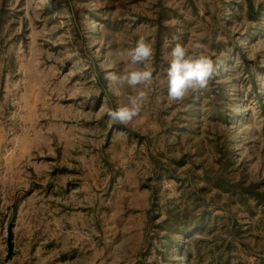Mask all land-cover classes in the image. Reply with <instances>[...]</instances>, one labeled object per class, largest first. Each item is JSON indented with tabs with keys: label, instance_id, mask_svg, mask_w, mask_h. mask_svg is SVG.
Returning <instances> with one entry per match:
<instances>
[{
	"label": "rangeland",
	"instance_id": "1",
	"mask_svg": "<svg viewBox=\"0 0 264 264\" xmlns=\"http://www.w3.org/2000/svg\"><path fill=\"white\" fill-rule=\"evenodd\" d=\"M141 36L120 124L105 73ZM176 43L219 72L168 102ZM0 264H264V0H0Z\"/></svg>",
	"mask_w": 264,
	"mask_h": 264
},
{
	"label": "clouds",
	"instance_id": "2",
	"mask_svg": "<svg viewBox=\"0 0 264 264\" xmlns=\"http://www.w3.org/2000/svg\"><path fill=\"white\" fill-rule=\"evenodd\" d=\"M203 47L197 43L190 51L180 43L171 46L166 76L163 78L167 86L168 102L182 101L190 93L206 89L209 81L218 74L219 63L197 51ZM116 55L124 68L120 72L106 71L105 80L117 95L123 87L130 89L131 94L126 97V103L115 109L102 106L100 112L106 110L111 121L128 124L140 115L145 104L150 101V91L157 79L149 67L155 55L154 42L141 36L134 46L118 50Z\"/></svg>",
	"mask_w": 264,
	"mask_h": 264
},
{
	"label": "water",
	"instance_id": "3",
	"mask_svg": "<svg viewBox=\"0 0 264 264\" xmlns=\"http://www.w3.org/2000/svg\"><path fill=\"white\" fill-rule=\"evenodd\" d=\"M9 247H10V252L12 251V232H11V227L9 229Z\"/></svg>",
	"mask_w": 264,
	"mask_h": 264
}]
</instances>
